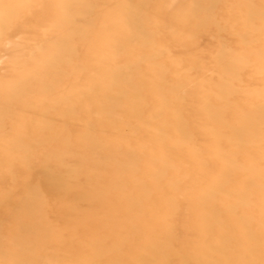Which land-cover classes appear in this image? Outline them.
I'll return each mask as SVG.
<instances>
[{
    "label": "rangeland",
    "instance_id": "374dc122",
    "mask_svg": "<svg viewBox=\"0 0 264 264\" xmlns=\"http://www.w3.org/2000/svg\"><path fill=\"white\" fill-rule=\"evenodd\" d=\"M54 1L0 0V264H264V0Z\"/></svg>",
    "mask_w": 264,
    "mask_h": 264
},
{
    "label": "bare ground",
    "instance_id": "6f19581e",
    "mask_svg": "<svg viewBox=\"0 0 264 264\" xmlns=\"http://www.w3.org/2000/svg\"><path fill=\"white\" fill-rule=\"evenodd\" d=\"M65 2V0H55L54 1V4H55V7H57L58 9H60L61 7H62V5H63V3ZM61 10V9H60ZM1 11H3V10H0V12ZM75 14V12H73L72 14H70L68 17H72L73 15ZM79 15L81 14V13H78ZM78 14H75V15H78ZM47 16V14L46 13H43V15L41 16V19L43 20V19H45V18H47L46 17ZM150 16V15H149ZM147 17H148V15H147ZM151 18V17H150ZM149 19V18H148ZM67 21V20H66ZM66 21H64V23L63 24H66L67 22ZM68 21H70L69 20V18H68ZM66 22V23H65ZM15 19L12 17V16H6V17H0V28H2V27H4L6 24H10V26H15ZM153 24V23H152ZM152 24H150V25H152ZM155 24V23H154ZM16 25L18 26V28H20L21 27V25L20 24H18V23H16ZM107 82H108V78H107ZM105 95L104 96H102V95H99V98L101 99V101L100 102H103L104 100H106L107 98H109V97H112L113 95H114V93H111V91L109 92V91H107V92H105L104 93ZM116 95H118L119 96V93H117ZM120 98L122 99V95L120 96ZM109 100V99H108ZM99 102V103H100ZM93 104H94V107L92 108V113H93V111H97V110H99V111H101L104 115H106V117L107 118H111L112 120H111V124L112 125H115V118H112V117H110V113H111V111L113 110H111L110 109V104H108V103H106V104H104V106L103 107H99L100 105H98L97 104V102H96V100H95V102H92ZM88 107H90V106H85V107H82V109H85V114H87L88 115V112H87V108ZM113 114H111V116H112ZM220 115V113H218V112H215L214 114H211V117L212 118H218V117H220L219 116ZM223 116V115H222ZM114 120V121H113ZM203 128H201V129H199V135L201 136L202 135V137H203V139L205 140V142H206V148L208 149V150H211V151H213L212 150V148H213V146L214 145H216V144H219V143H221L222 142V140H221V129H219V131H218V133H216L217 134V137L215 138V139H213L212 141H211V136H212V134H213V131L212 130H209V128L208 129H204V128H207V127H209V124L208 123H206V125H204V126H202ZM201 133V134H200ZM179 138H176V140H178ZM230 147L231 148V145L230 144H228L227 145V147ZM155 149H157V150H160V151H170L171 153H172V155L173 156H175L177 159H184L185 157H188L189 159H191V162L192 163H190L191 165H193V164H195L196 163V159L194 158L196 155H194L193 154V152H189V154H185V153H183L185 150H183V149H181V148H178V147H176L175 145H174V143L171 141V143L170 142H168V143H165V144H156V148ZM189 149H190V147H189ZM190 164H188V166H190ZM186 165H187V163H186ZM214 172H215V170L214 171H212L210 174H208V169L204 172V174H205V176H206V178L207 179H211L210 177H211V175L212 174H214ZM121 173V172H120ZM253 201H254V199H253ZM124 208V207H123ZM181 215V214H180ZM179 215V216H180ZM182 217V216H181ZM110 220V219H109ZM107 229V228H106ZM109 229V228H108ZM108 229H107V231H108ZM195 228H193V230H194ZM196 230V229H195ZM194 230V231H195ZM92 232V231H91ZM181 233H183V231L181 232ZM195 234V233H194ZM98 236H101V235H98ZM183 236V235H182ZM197 236V235H196ZM102 237V236H101ZM210 237V236H209ZM189 238V237H188ZM212 238H215V237H212ZM191 239H192V237H191ZM194 239V238H193ZM192 239V240H193ZM188 240H190V239H188ZM208 241V240H207ZM190 244V243H189ZM189 244H188V246H189ZM129 246V245H128ZM193 246V245H192ZM134 249V248H133ZM137 249V248H136ZM130 250V249H129ZM133 250H131V252H132ZM130 252V251H129ZM207 252V251H206ZM136 253H137V251H136ZM130 254V253H129ZM133 254V252L130 254V255H132ZM127 255H128V251H127ZM229 255V254H228ZM234 255H235V253H234ZM133 256V255H132ZM134 257V256H133ZM126 258H127V256H126ZM129 258V257H128ZM203 259V258H202ZM126 260H129V259H126Z\"/></svg>",
    "mask_w": 264,
    "mask_h": 264
}]
</instances>
